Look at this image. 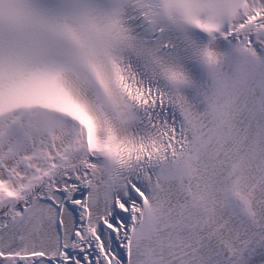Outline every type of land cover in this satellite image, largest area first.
<instances>
[{"label": "snow or ice", "instance_id": "obj_1", "mask_svg": "<svg viewBox=\"0 0 264 264\" xmlns=\"http://www.w3.org/2000/svg\"><path fill=\"white\" fill-rule=\"evenodd\" d=\"M0 264H264V0H0Z\"/></svg>", "mask_w": 264, "mask_h": 264}]
</instances>
